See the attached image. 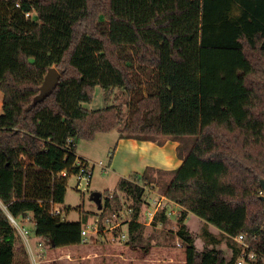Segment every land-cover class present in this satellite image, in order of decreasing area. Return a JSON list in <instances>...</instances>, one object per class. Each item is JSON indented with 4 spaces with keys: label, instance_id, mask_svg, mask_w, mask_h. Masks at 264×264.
Instances as JSON below:
<instances>
[{
    "label": "trees",
    "instance_id": "trees-1",
    "mask_svg": "<svg viewBox=\"0 0 264 264\" xmlns=\"http://www.w3.org/2000/svg\"><path fill=\"white\" fill-rule=\"evenodd\" d=\"M123 45L157 71L158 90L140 100L119 138L177 141L183 160L171 171L147 167L118 181L132 200L129 241L142 228L139 181L153 183L155 171L169 178L162 194L183 208L180 222L190 212L227 236L230 258L214 246L198 249L181 225L186 264H234L240 248L229 238L239 235L259 254L254 264H264V0H0V201L15 219L32 213L35 236L50 246L81 244L85 217L63 221L46 201L62 203L60 173L77 171L75 142L122 120L119 106L84 105L97 86L135 87L132 67L118 55ZM52 66L59 81L35 103ZM142 110L157 125L145 124ZM112 200L110 212L121 206ZM15 244L0 207V264H14Z\"/></svg>",
    "mask_w": 264,
    "mask_h": 264
},
{
    "label": "rangeland",
    "instance_id": "rangeland-1",
    "mask_svg": "<svg viewBox=\"0 0 264 264\" xmlns=\"http://www.w3.org/2000/svg\"><path fill=\"white\" fill-rule=\"evenodd\" d=\"M97 27L99 30L106 32L107 22L100 18L97 22ZM118 55L132 67L133 71L131 79L135 84V87L129 91L121 88H115L112 92H107L100 86H97L95 88L92 101L84 105V107L89 110H99L112 105L121 107L123 116L121 122L115 129V132H120L125 125L130 123L134 111L136 112L139 108V102L141 99L155 94L158 90L157 71L151 67L141 65L136 61L135 48L133 46H121L119 48ZM1 99L2 94L0 92V114L2 113ZM146 114L147 111L142 110L141 115L144 123L153 124L154 126L157 125L156 117H147ZM98 137H101L99 139H103L102 137H105L104 133L100 134ZM96 139L97 140L92 141L78 139L75 142V153L84 156L85 159L89 161V166L92 168V178L88 188L83 190L78 189L76 178L73 175L74 172L69 173L67 171H62L60 173V175L67 181L63 191L62 204L59 203L60 208L62 209L61 216H59V218L63 221H80L82 217H85V223H88L89 221L94 220V217H98L100 219V223H102L104 219L103 217L107 215L106 212L109 211L111 206L110 203L113 201V198L107 199L110 204L109 207V204L107 205V203H105V199L110 193L116 195L119 202L120 199L132 202L130 198H126L125 193L115 189L117 185L116 175L110 172L104 173L102 166L97 164L99 160H101L103 166L106 167V161L109 160V157L114 150L115 145L112 142L113 140H109L106 144L104 141L100 142L98 138ZM162 139L163 138L160 134H158L156 140L159 141ZM83 164H86L83 160L75 161L77 170L78 166ZM150 174L153 175L155 179L153 183H144L139 181V184L144 187V193L142 196L143 204L140 208L138 216V219L142 224V228L138 232V237L141 238L138 245H143V247L149 251L147 245H151V240H154L155 238L158 240L162 236H166L167 239L164 246L168 250L172 251V264H186L184 255L185 245L176 236L181 224L179 210H175L176 213H170V216H166V220L162 222V220L160 221V216L163 210L161 209L162 206H160V208L156 211L158 219L155 223V225L158 222L161 223L159 228L160 230L153 228L152 223H150L149 226H145V223H148L149 214H147V210L149 208H155V201L161 200V195H163L162 188L169 179L167 175H158L155 171H150ZM163 201L165 203V209H167V203L169 202L165 199ZM99 203H101V208H98ZM0 207L6 212V207L1 201ZM126 218L128 217L126 216ZM15 221L20 228L28 231V233L25 237L20 232L19 227L15 226V224L9 220L10 227L16 237L14 264H124L125 260V264H127V260L130 264H139L136 261L137 258L135 257V253L132 252L136 243L135 239L134 241H129V239L122 241L119 238L120 232H126V234H128L127 227L129 222L122 224L119 228L114 230H108L105 227V232L100 231V233L87 237L86 241L82 245L63 251L62 249L56 250V248L50 246V243L47 240V242L42 239H38L39 241H37V236L34 234L32 213L27 214L26 217H18ZM155 233H157L158 236H156ZM147 236L148 238H146ZM138 237L136 236V238ZM226 237V235H222L219 238L222 239L221 241L224 244L223 250L226 257L230 258L232 252L231 248L226 246ZM229 239L234 248L238 246L232 238ZM127 245H131L132 247L128 250Z\"/></svg>",
    "mask_w": 264,
    "mask_h": 264
},
{
    "label": "crops",
    "instance_id": "crops-1",
    "mask_svg": "<svg viewBox=\"0 0 264 264\" xmlns=\"http://www.w3.org/2000/svg\"><path fill=\"white\" fill-rule=\"evenodd\" d=\"M100 134H103V133L96 134L93 140H97L96 138H98L100 142L104 141L106 144L108 143L109 140L111 141L113 140L112 142L114 143L115 146H114L113 152L111 153L109 157V160L106 161L107 162L106 167L103 166V163L101 162V160H99L97 164L99 166H102L104 173L110 172L112 174H115L116 183H118V181L121 178H128L134 173L142 174V172L147 167L155 169V170L171 171V170L178 168L183 162V160L177 156V152H176V148L178 145L177 141L163 139L161 143L159 144L154 141H140V140H136L132 138L124 139V138H119V132H115V130L108 132V133H104L105 137H102L103 139H99L101 138V137H98L100 136ZM75 156L77 160H83L85 163L89 164V161H87V159H85L84 156H81L77 153H75ZM164 199L169 202L167 203L168 205L167 209H165V203L163 201ZM155 203H156L155 208L153 209L149 208L147 210V214L149 215H148V223H145V226H149L150 223H152L153 228L160 230L159 228H160L161 223L158 222L155 225L158 219L156 215V211L158 210V208H160V206H162L161 209L163 210L160 216L161 219L163 216L164 218L163 221L166 220V216H170V213H174V212L176 213L175 210L177 211L179 210L180 217L182 215L183 208L179 206L178 204L168 200L163 195H161V200L155 201ZM55 206L60 208L59 203H56ZM91 213L94 214L93 212ZM72 222H76V221H72ZM136 222L140 223V220L137 219ZM181 225H184V227H186V229L193 236L194 244L198 249H201L203 246H206V247L214 246L215 248H220V249L224 248V244L221 241L222 239H220L219 237L222 235L225 236L226 234L219 231L215 227L203 222L202 220H200L199 218H197L195 215L191 214L190 212L185 213L180 226ZM155 234L156 236H158L157 233ZM92 235L90 234V235L82 237V242L79 245L56 248V250L62 249L63 251H66V249L78 247L86 241L87 237L92 236ZM127 237H128V234H127ZM146 238H148V236ZM38 239L40 240L41 238L37 237V241H39ZM156 239L157 238H155L154 240H151L152 241L151 245H147V247L149 248V251H147V249L143 247V245H138L139 240H141L140 237L135 239L136 243H135V247H133L132 252L135 253L136 255L135 257L137 258L136 261L139 264H172L173 263L172 251L168 250L164 246V243L167 237L162 236L158 240ZM127 247L129 250L130 247L132 246L127 245ZM125 263H126V260H125ZM127 264H130L128 260H127Z\"/></svg>",
    "mask_w": 264,
    "mask_h": 264
},
{
    "label": "built area",
    "instance_id": "built-area-1",
    "mask_svg": "<svg viewBox=\"0 0 264 264\" xmlns=\"http://www.w3.org/2000/svg\"><path fill=\"white\" fill-rule=\"evenodd\" d=\"M16 7H18V4H16ZM32 14H33L32 12H26L24 14V16L25 17H31ZM69 141H71V140H69ZM19 159L21 161H24V162L28 161V158L23 154L19 155ZM73 175L76 178V183H77L78 189H81V190L86 189L89 187V185L91 183L92 168L87 163L80 165V166H78V170L76 172H74ZM259 193L262 194L263 191H260ZM112 198H113V193H110L106 197L105 203H109V201H107V199H112ZM126 198L128 199L129 197L126 196ZM120 203H121L120 204L121 206L118 210H115L112 212H110V211L106 212L107 215H105L103 217L104 219H103L102 223H100V219L98 217H94V220H91L89 223H85V225H83V227L81 229V237H84V236H87L90 234L91 235L97 234V233H100V231L105 232L106 231L105 227L108 230H114V229L119 228L122 224L129 222L132 218L131 216H132V212H133L132 202H128L127 200L124 201V200L120 199ZM46 204L49 205L48 212L50 213V215H52V216H60L61 215L62 209L56 207L55 206L56 203L53 202V200L46 201ZM6 212L5 213L8 217V219L13 224H15V226H18L17 222L15 221V218H13L8 213L7 209H6ZM108 214H110V215H108ZM126 216L128 218H126ZM126 220H128V221H126ZM19 229H20V232L26 237L28 231H26L20 227H19ZM119 238L121 240H127L128 237H127V234L120 232ZM232 240L236 244H238V246L240 248L239 255H238L237 259L235 260L234 264H254L257 261L259 254L256 251L249 248V245L244 241V238L242 235L232 237Z\"/></svg>",
    "mask_w": 264,
    "mask_h": 264
},
{
    "label": "water",
    "instance_id": "water-1",
    "mask_svg": "<svg viewBox=\"0 0 264 264\" xmlns=\"http://www.w3.org/2000/svg\"><path fill=\"white\" fill-rule=\"evenodd\" d=\"M60 78L59 71L54 67H49L46 71V74L44 76L43 82L40 86V91L38 95L34 98V102H40L45 97L50 95V93L53 91V89L56 87L58 81ZM260 186L263 191V195L261 196V201L264 203V179L260 181ZM101 203L98 204V208H101Z\"/></svg>",
    "mask_w": 264,
    "mask_h": 264
}]
</instances>
